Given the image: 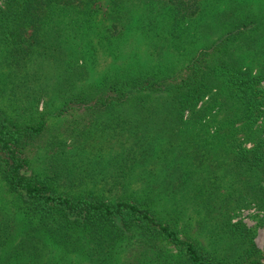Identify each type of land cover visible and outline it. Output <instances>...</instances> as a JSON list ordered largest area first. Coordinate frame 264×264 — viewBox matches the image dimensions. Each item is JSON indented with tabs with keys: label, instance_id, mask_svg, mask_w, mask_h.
Segmentation results:
<instances>
[{
	"label": "trees",
	"instance_id": "16d2710c",
	"mask_svg": "<svg viewBox=\"0 0 264 264\" xmlns=\"http://www.w3.org/2000/svg\"><path fill=\"white\" fill-rule=\"evenodd\" d=\"M203 3L2 0L0 47L7 62L19 65L37 56L63 68L57 81L62 99L57 113L75 104L100 112L127 106L143 120L161 119L169 125L170 138L185 135L190 148L183 165L175 159L168 167L163 189L156 192L149 187L142 193L115 192L114 197L99 192L73 194L25 172V148L45 128V116L21 120L0 108V177L16 200L11 212L0 206V264H55L49 253L53 247L77 254L79 264H117V249L123 243L159 264H264L253 228L230 216L233 199L243 203L246 194L264 211L262 10L240 5L215 11L218 34L205 38L179 66H120L118 73L106 72L97 81L79 83L86 74L83 67L72 72L66 66L72 45L88 35L93 14L101 8L102 16L109 19L108 35L117 38L135 24L159 25L158 15L165 16L173 30L201 13ZM140 4L146 11L138 21L134 14ZM245 50L260 54L257 69L243 64ZM208 137L216 140L215 151L204 143ZM133 145L128 148L131 155L136 154ZM219 168L241 182L240 188L221 191ZM178 191L188 193L210 215V230L235 240L233 251L221 254L206 248L182 228L186 224L181 225L179 210L163 212L155 206L160 193L174 197ZM198 224L207 228L206 222Z\"/></svg>",
	"mask_w": 264,
	"mask_h": 264
},
{
	"label": "rangeland",
	"instance_id": "374dc122",
	"mask_svg": "<svg viewBox=\"0 0 264 264\" xmlns=\"http://www.w3.org/2000/svg\"><path fill=\"white\" fill-rule=\"evenodd\" d=\"M99 1L105 4L107 0ZM203 4L205 8L201 13L173 30L172 25L168 27L166 17L158 15L159 25L135 24L117 38L108 35L106 25L109 19L107 14L102 16L105 13L101 8L93 14L94 21L86 30L88 35L79 37L77 44L72 45L71 52H74L66 66L72 72L79 66L86 71L78 83L97 81L106 72L118 73L120 66H179L185 63L190 51L203 44L205 38L218 34L219 24L212 15L215 11L242 5L264 13V0H204ZM144 10L143 5L137 6L135 19L140 21ZM5 52L0 47V108L8 116L21 120L40 115L46 119L43 131L25 148L26 173L46 178L61 191L73 194L99 192L114 197L115 192L142 193L149 187L155 192L163 189L162 180L168 167L174 165L175 159L182 165L186 161L190 144L185 135L179 134L171 139L169 125L159 118L147 121L136 117L134 110L127 106L113 112H100L75 104L57 113L62 101L57 81L63 68L51 59L37 56H31L19 65L9 64ZM242 58L244 65L250 64L253 69L259 67L261 56L254 50H245ZM124 114L127 118L121 119ZM213 122L210 132L214 130L216 122ZM208 138L204 143L215 151L216 140ZM132 144L135 155L128 153ZM217 172L221 191L227 192L232 186L240 188L241 182L233 180L229 174L223 175L221 168ZM237 192L239 189L234 196H238ZM158 198L155 206L163 212L179 210L183 216L181 225L186 224L182 228L197 237L206 248L221 254L233 251L235 240L217 235L216 229L210 230L209 224L213 225L210 215L188 193L178 191L174 197L160 193ZM245 198L240 204L233 199L230 216L233 221L242 220L253 228L254 241L264 253V211L249 195L246 194ZM15 203L14 195L0 177V206L11 212ZM200 222H206L207 228L199 227ZM117 250V264H159L134 245L123 243ZM49 253L55 264H79L81 259L77 254L57 247ZM262 260L264 263V257Z\"/></svg>",
	"mask_w": 264,
	"mask_h": 264
}]
</instances>
